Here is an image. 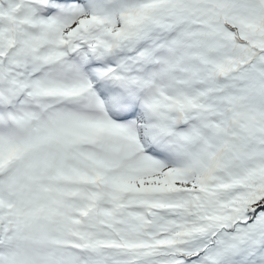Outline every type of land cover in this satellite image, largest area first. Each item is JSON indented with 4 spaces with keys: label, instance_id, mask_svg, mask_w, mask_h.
Returning <instances> with one entry per match:
<instances>
[{
    "label": "snow or ice",
    "instance_id": "obj_1",
    "mask_svg": "<svg viewBox=\"0 0 264 264\" xmlns=\"http://www.w3.org/2000/svg\"><path fill=\"white\" fill-rule=\"evenodd\" d=\"M0 264H264V0H0Z\"/></svg>",
    "mask_w": 264,
    "mask_h": 264
}]
</instances>
